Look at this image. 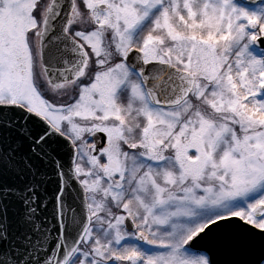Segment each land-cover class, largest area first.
Returning a JSON list of instances; mask_svg holds the SVG:
<instances>
[{"label":"snow or ice","instance_id":"1","mask_svg":"<svg viewBox=\"0 0 264 264\" xmlns=\"http://www.w3.org/2000/svg\"><path fill=\"white\" fill-rule=\"evenodd\" d=\"M0 264H264V0H0Z\"/></svg>","mask_w":264,"mask_h":264}]
</instances>
